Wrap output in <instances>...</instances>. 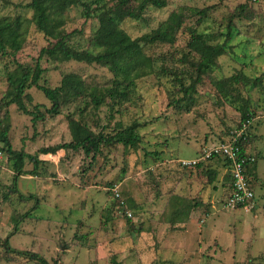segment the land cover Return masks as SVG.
<instances>
[{
	"label": "rangeland",
	"instance_id": "1",
	"mask_svg": "<svg viewBox=\"0 0 264 264\" xmlns=\"http://www.w3.org/2000/svg\"><path fill=\"white\" fill-rule=\"evenodd\" d=\"M30 0H0V16L21 14L24 43L15 55L0 56V117L8 116L13 148L38 155L26 158L27 173L15 178V170L3 151L0 158V243L10 234V245L19 251H34L49 264H264V0H168L163 8L151 6L143 20L125 19L121 26L136 38L157 28L170 13L185 7L186 20L174 44L146 48L154 68L171 65L192 69L194 53H188L190 29L205 32L212 42H224L227 23L240 4H247L250 18H235V36L218 65L198 85L196 102L179 109L169 105L171 77L152 73L151 59L139 55L124 65L119 75L134 80L132 98L111 107L112 99L98 110L86 101L72 102L52 116V103L42 91L31 87L29 109L41 104L44 119L33 122L16 105L1 102L7 90L8 70L21 63L34 65L49 39L36 26ZM131 5H134L132 3ZM207 8V9H206ZM206 9L201 17L199 10ZM81 8L72 6L66 29H83L80 45L96 28ZM213 35V37H212ZM79 38V36H77ZM41 79L51 87L61 84L64 73H80L92 85L109 86L118 76L108 67L84 62H48ZM246 76L237 93L252 114L251 150L257 156L256 194L251 206L225 208L230 193L229 168L223 162H208L202 168L183 164L201 158L204 148L224 140L241 121L240 106L233 96L224 97L215 82ZM121 76V78H122ZM119 110V111H118ZM36 112V111H34ZM85 120L95 132H113L119 122H139L142 142L136 148L121 143L103 146L93 157L83 149L48 146L71 140L69 116ZM157 152V155H147ZM217 170L212 183L209 171ZM254 175V174H252ZM259 176V177H258ZM120 184L126 206H120L110 188ZM258 184V185H257ZM257 196V198H256ZM257 199V200H256ZM259 205V207H258ZM258 209V210H257ZM126 211L132 213L131 216ZM1 245V244H0ZM0 264H36L22 256L2 254Z\"/></svg>",
	"mask_w": 264,
	"mask_h": 264
},
{
	"label": "trees",
	"instance_id": "2",
	"mask_svg": "<svg viewBox=\"0 0 264 264\" xmlns=\"http://www.w3.org/2000/svg\"><path fill=\"white\" fill-rule=\"evenodd\" d=\"M132 3L134 5H131ZM74 5L81 8V15L86 20L94 19L98 21V25L85 41L86 45H88L86 48L80 45L82 41L81 35L84 36V30L75 29L69 32L65 27L68 22V12ZM167 5L168 0H30L25 4V8L32 9L36 13V26L49 39V43L41 48L34 65L24 64L17 60L15 67L12 70H8V86L1 102L7 106L16 105L24 114L32 115L35 123L37 120L44 119L45 114L40 111L39 107L41 104L34 105L36 110L29 109V105L32 103V95L28 92V89L31 87H36L42 91L47 99L51 101L52 105L47 108V113L52 116L59 115L62 107L72 102L81 101L83 103L86 101L84 107H80L81 112H84L85 106L88 107L89 104H92L93 108L98 110L107 103L108 99H112L111 107L131 100L135 81L126 80L122 75H119L121 68L132 62L139 55L146 56L147 47L164 43L174 44L179 30L185 23L186 8L181 7L172 11L168 18L161 22L157 28L136 38L131 37L121 26V23L127 18L143 20L151 6L163 8ZM247 8L246 3L240 4L231 15L227 23V33L223 34L225 36L224 42H212L205 32L199 31L196 27L189 30L191 36L187 43L188 53L195 54L191 59L192 69L189 68L184 71L179 68L174 69L171 65L154 68V61L147 55L152 62V73H157L160 78L164 75L171 77V83H173L174 88L169 90L170 106L176 105L177 108L182 109L196 102L198 85L203 82L204 76L208 75L218 65V58L226 54L227 46L235 36V31L233 30L236 26L234 19L251 17L252 12H248ZM206 9L198 11L201 17L207 15ZM22 21L23 16L21 14L0 16V56L15 55L22 49L24 43L20 32ZM44 59L48 62L77 61L87 64H99L108 67L118 77L113 78L109 86H97L95 84L90 85L80 73L72 71L63 74L59 86L51 87L46 83H41V79L47 69L42 66V60ZM244 77L246 76L238 75L215 82L220 92L225 90L223 93L224 97L227 98L232 95L234 101L240 99L243 101L240 106L242 118L234 129L240 126L243 121L253 118L247 101L240 96L239 92L237 93V85L242 82ZM251 82L253 85L262 86L264 84L261 77H256ZM187 109L189 110L190 108ZM68 118L71 140L56 146H48L43 149L44 153L53 152L58 147L73 150L83 149L86 154H93V157H95L103 146L111 147L121 143L126 147L136 148L142 142L139 122H133L129 125L119 122L113 128V132H105L104 129L107 126H104L101 131L95 132L83 118L76 119L71 115ZM6 119L8 120L7 114L5 117H0V150L7 152L9 162L15 170V178L27 173H35V170H26L25 161L26 158H30L35 162L36 167L40 161L39 156L26 153L23 150L17 151L13 148L9 136L10 125L6 122ZM232 131L226 136H229ZM250 142L251 130H249L247 142L243 143V154H248L246 147ZM157 154V152H147V155L151 156ZM255 157L257 161V156ZM212 161H222L223 166L229 167L228 160L220 155L212 156L207 161H201L194 167L200 169ZM253 167L254 165L248 168V176L252 185L255 183V176L250 173ZM207 173L209 177L207 182H214L218 175L217 170H211ZM112 187L110 191L113 193ZM229 187L231 192V183ZM115 199L120 206H122V199L126 202L122 193L120 198L116 197ZM11 235L0 243L5 247L4 251L6 252L2 253L4 257L9 259L11 254L14 256L20 255L36 264H49L46 258L37 252L13 249L10 245ZM113 261L115 264H120L116 260Z\"/></svg>",
	"mask_w": 264,
	"mask_h": 264
},
{
	"label": "built area",
	"instance_id": "3",
	"mask_svg": "<svg viewBox=\"0 0 264 264\" xmlns=\"http://www.w3.org/2000/svg\"><path fill=\"white\" fill-rule=\"evenodd\" d=\"M252 119H247L234 129L229 136L209 148H204L201 158L194 160H184L183 164L194 166L201 161H207L212 156L220 155L228 160L231 178V192L224 202L225 208L235 209L251 206L255 198V190L250 181L248 168L256 162L254 155L243 154V143L247 142ZM3 151L0 150V158ZM115 197L120 198V186L116 184L112 187ZM121 205L126 206L122 199ZM128 216L132 213L126 211Z\"/></svg>",
	"mask_w": 264,
	"mask_h": 264
},
{
	"label": "crops",
	"instance_id": "4",
	"mask_svg": "<svg viewBox=\"0 0 264 264\" xmlns=\"http://www.w3.org/2000/svg\"><path fill=\"white\" fill-rule=\"evenodd\" d=\"M252 123H253V122H252ZM251 144H252V143L247 144L246 152H247L248 154H250V155H254V156H256L255 153H253L252 150H251ZM257 168H258V167H257V161H256V163L254 164V167L252 168L253 170H251L252 172L250 171V173L254 174L255 177H257V175H258ZM225 169H228V168L226 167ZM258 177H259V176H258ZM230 183H231V182H230ZM257 185H258V184H257ZM253 187H254L255 194H256V185H253ZM256 198H257V196H256ZM257 199H258V198H257ZM257 199H256V200H257ZM258 207H259V205H258ZM257 210H258V209H257Z\"/></svg>",
	"mask_w": 264,
	"mask_h": 264
}]
</instances>
